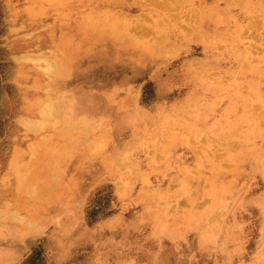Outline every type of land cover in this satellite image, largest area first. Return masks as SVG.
<instances>
[{"label":"rangeland","instance_id":"obj_1","mask_svg":"<svg viewBox=\"0 0 264 264\" xmlns=\"http://www.w3.org/2000/svg\"><path fill=\"white\" fill-rule=\"evenodd\" d=\"M85 1L89 3L86 14L116 20L121 24L122 37H141L152 43L153 52L154 48L160 50L152 56L139 44L126 42L120 46L107 39L105 50L113 54L112 59L108 55L113 64L105 68L97 60L103 46L98 41L92 44L93 61L85 74L100 94L116 92V103L109 113L101 115L104 99L95 97L91 115L95 116L97 128L90 134L75 130L80 138L78 150L67 158L60 157V165L53 167L52 186L46 187L45 201L39 203L40 196L32 189L33 184L39 186L42 181L34 183L38 172H22L19 179L27 187L20 186L11 162L18 146L25 168L48 163L30 151V143L41 137L24 127L21 112L27 100L40 94L34 79L42 81L46 77L42 68L49 51L58 54L60 50L59 43L52 44V35L58 38L59 30L51 28L59 10L52 7V1L45 2L44 11L39 10L41 0H0V180L10 174L6 184L0 183V215L6 216V210L9 217L4 221L10 228L15 223L20 232L16 239L0 240V247L13 254L7 264H264V221L256 205L241 207L237 200L222 217L227 220L226 226L231 224L224 238L228 245L223 240L215 246L202 243L192 223L193 210L204 203L202 198H189L195 186L178 192V187L184 188V181L201 169L197 163L200 154L205 157L203 170H212L209 162L213 160L209 158L213 156V146L177 140L176 133L184 128L176 123L170 131L163 129L156 134L153 127H143L138 118L130 120L131 114L141 111L156 119L160 111L174 110L172 105L184 99L194 85L196 69L218 54L223 55L222 64L210 65L207 71L222 74L224 70L223 80L228 82L229 74L238 68L234 52L247 53L257 71L248 72L246 79L255 83L264 99V75L256 74L258 70L264 74L261 44L248 30L230 40L229 45L236 44V49L218 50L217 44L194 40V29H184L189 28L185 19L191 16V8L198 12L207 8L212 16L208 7L226 6V0H204L203 4V0ZM242 6L238 1L227 7L212 38L233 27L235 19L248 21ZM174 16L180 23H175ZM72 19H76L75 14ZM207 21L210 26L212 20ZM158 27L163 30L156 33ZM219 44L227 46L228 40ZM80 53L85 61L84 50ZM13 72L17 73L15 78ZM78 78H68L61 87L71 86ZM191 113L196 112L191 109ZM213 116L211 121L219 117ZM49 131L54 135L60 132L64 139L69 137L62 126ZM135 135L137 141H131ZM153 135L157 136L153 139ZM254 141L264 146V134ZM125 146L131 154L118 162L115 154L125 152ZM225 167L235 171L236 163L227 160ZM244 179L243 196L248 192L255 196L263 190L259 175L251 173ZM192 180L202 189L197 179ZM235 209L237 214H233Z\"/></svg>","mask_w":264,"mask_h":264},{"label":"bare ground","instance_id":"obj_2","mask_svg":"<svg viewBox=\"0 0 264 264\" xmlns=\"http://www.w3.org/2000/svg\"><path fill=\"white\" fill-rule=\"evenodd\" d=\"M51 1L52 7L59 10L51 27L53 30H59V37L52 35V44L55 46L59 43L60 50L58 54L49 51V58L47 56L45 58L46 66L42 68L46 77L42 81L39 77L34 79V86L37 87L36 89L40 91V94H36L34 98L27 100L21 112V116L24 118V127L36 132L41 137L40 141L30 143V151L34 157L42 158L48 163L40 165L38 168H25L18 146L15 148L16 151L12 155L11 162V168L18 179L22 172L32 170L38 172L34 183L42 181L39 186L33 184L32 189L40 196L39 203L45 201L46 187L52 186L51 175L55 174L53 167L60 165V157L67 158L78 150L80 138L77 137L76 133L78 132L75 130L83 134H90L93 128H97V124L94 122L95 116L91 115L94 112L91 104L96 100L95 97L99 95L104 99V111L101 115L103 112L109 113L110 108L116 103L118 96L116 92L108 90L100 94L85 74L89 71L93 61L92 44L98 41L97 43L103 46V50H99L97 60L100 59L98 64H102L105 68L113 64L109 58L110 56L112 59L113 54L109 55L105 50L107 39H111L116 45L121 44L120 46L128 44L126 42L139 44L145 51H151L152 56L153 53L156 55L160 50L154 48L153 52L152 43L141 37H122L123 35L121 36L119 33L121 24L116 20H107L103 17H94L90 13L89 15L86 14L88 13V1L41 0L43 5H40L39 10L44 9L45 11V2L50 3ZM238 1L243 5L242 11L248 13V21L235 19L233 27L212 38L213 31L218 30V21L223 20L227 14V7L237 4ZM204 2L203 0L201 3ZM84 4L85 7L81 8ZM219 5L212 4L208 7L212 16L207 13V8L201 12L191 8L189 14L191 16L185 19L190 25L189 28L184 29L187 31L190 28L194 29V40L201 41L206 45L217 44L218 50L223 47H226V50L229 48L236 49L238 47L236 44L231 43L229 45L230 40H236L243 32L251 30L253 37L261 44V51H263L264 0H226V6L221 7ZM62 7L67 8V10L58 9ZM105 11L108 9L106 8ZM73 14L76 15L74 20L72 19ZM174 20L175 23H180L176 16H174ZM207 20H212L210 26ZM162 30L158 27L156 33ZM227 40V46L219 44L220 42H227ZM83 50L85 61L81 59L80 51ZM222 57L221 54L214 55L209 59V62H204L202 66L196 69L197 73L193 79L194 85L184 99L182 98L172 105L175 108L171 112L160 111L156 119H152L144 111L130 115V120L133 121V118H138L144 124L143 127H153L156 134L159 131L161 134L163 129L170 131L172 124L176 123L184 128L178 134L176 133L177 140L182 138L188 143L197 144L200 141L203 144L213 146V156L209 158V160H213V162H209L212 170L208 173L203 170L205 157L200 154L197 156L199 158L197 163L201 169H198V172L193 176H189L184 181V188L178 187V192L183 193L195 186L189 198L192 199L193 196H196V198H202L204 203H201L203 204L202 208L197 209L196 207V210H193L192 223L197 226L202 243L215 246H219L226 237V233L230 231L228 227L231 224L226 226L225 221L227 220L224 221L222 217L232 205L238 202L237 200H239L238 204L241 207L245 204L256 205L260 218L264 221V185L263 190L258 195L254 196L249 192L246 194L247 197L242 195L246 187L245 176L251 173L257 174L264 183V146L254 141L256 136L259 138L264 134V99L260 96L255 83L246 79V74L256 72L257 68L249 60L247 53L234 52L238 68L234 70V74H229L228 82H226L223 80V74L226 77L224 70L222 74H214V72L211 74L207 71L210 65H221ZM16 74L13 72L14 78ZM18 74H22L20 67H18ZM256 74L260 77L264 75L259 73V70ZM68 78L78 79L72 81L71 86L61 87V83L68 81ZM41 83L42 85H40ZM89 86L91 87L90 90L87 89ZM198 92L200 94H197ZM225 97L228 98L226 103L223 100ZM122 104L126 105L124 98ZM219 107L221 109L217 112ZM191 109H194L196 113H191ZM217 115L219 117L211 121L210 117L213 116L214 118ZM78 117H84V119H77ZM59 126L65 129L66 134L69 135L68 139L62 138L59 135L60 132L59 134L55 132L59 138L50 134V128ZM62 135H65L64 132ZM156 136L153 135L151 138L154 139ZM130 140L137 141V136H133ZM84 141L86 142V140ZM48 143L51 145L48 146ZM130 154V148L126 147L125 152H116L115 158L118 162H122ZM227 160H233L236 163L235 171L229 172L226 169ZM182 167L187 170L184 164ZM179 168L183 170V168ZM9 178L10 174L7 173L0 180V183L6 184ZM192 179H197L201 183L202 189H200L197 181ZM19 181L20 186L27 187L23 184L24 180L19 179ZM241 181L243 183H240ZM28 187L31 189L30 186ZM173 192H177V189H174ZM171 209L174 210V208ZM237 209L233 211V214H237L234 213ZM4 212L6 216L1 217L0 215V240L16 239L20 232L14 226L15 223H12L11 228L8 226V221H4L5 218L9 217L7 216L8 212L6 210ZM13 218L18 220L16 216ZM224 219H227V216ZM224 241L228 245V239L226 238ZM11 257L13 254L10 250L4 251L0 247V264L9 263L8 259Z\"/></svg>","mask_w":264,"mask_h":264}]
</instances>
